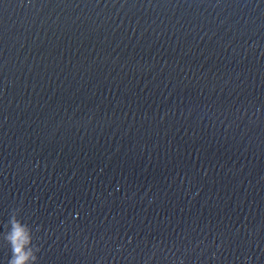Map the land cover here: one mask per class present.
Listing matches in <instances>:
<instances>
[{
  "label": "water",
  "instance_id": "obj_1",
  "mask_svg": "<svg viewBox=\"0 0 264 264\" xmlns=\"http://www.w3.org/2000/svg\"><path fill=\"white\" fill-rule=\"evenodd\" d=\"M264 264V0H0V264Z\"/></svg>",
  "mask_w": 264,
  "mask_h": 264
},
{
  "label": "clouds",
  "instance_id": "obj_2",
  "mask_svg": "<svg viewBox=\"0 0 264 264\" xmlns=\"http://www.w3.org/2000/svg\"><path fill=\"white\" fill-rule=\"evenodd\" d=\"M8 224L10 227L4 236L10 246L7 264H37L39 249L30 242L29 230L15 216H9Z\"/></svg>",
  "mask_w": 264,
  "mask_h": 264
}]
</instances>
